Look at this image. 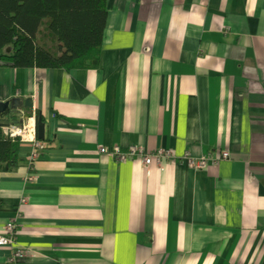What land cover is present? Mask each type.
<instances>
[{"label":"crops","instance_id":"1","mask_svg":"<svg viewBox=\"0 0 264 264\" xmlns=\"http://www.w3.org/2000/svg\"><path fill=\"white\" fill-rule=\"evenodd\" d=\"M97 68L0 67L45 149L0 170V264H264V0H107ZM13 125L1 128L8 134ZM41 139V138H39ZM209 160L145 169L100 149ZM220 158V157H219Z\"/></svg>","mask_w":264,"mask_h":264},{"label":"trees","instance_id":"2","mask_svg":"<svg viewBox=\"0 0 264 264\" xmlns=\"http://www.w3.org/2000/svg\"><path fill=\"white\" fill-rule=\"evenodd\" d=\"M107 15V0H0V67L97 68ZM19 145L0 128L1 171Z\"/></svg>","mask_w":264,"mask_h":264},{"label":"built area","instance_id":"3","mask_svg":"<svg viewBox=\"0 0 264 264\" xmlns=\"http://www.w3.org/2000/svg\"><path fill=\"white\" fill-rule=\"evenodd\" d=\"M7 135L13 139L31 142L34 146L32 160L38 157L46 147L45 143L42 141V139H39L37 135L36 118L32 116L27 118L21 125H13ZM100 151L102 153L108 154L111 157L117 158L120 161H126L128 159L138 157L145 169H150L153 165L161 168L167 161H181L183 163L185 162L190 169L201 170L207 166L209 160L217 161L230 157V153L228 151L221 152L219 154L220 158L207 154L196 157L190 153H186L179 157L172 148H162L154 152H147L141 146L137 145H131L127 150H122L120 146H116L114 149L110 150L102 147ZM17 235L18 224L15 220H10L5 226V232L0 235V246H8L11 248L14 247L16 244ZM14 249L13 261L15 262H20L29 256H33L32 251L29 248L14 247Z\"/></svg>","mask_w":264,"mask_h":264},{"label":"water","instance_id":"4","mask_svg":"<svg viewBox=\"0 0 264 264\" xmlns=\"http://www.w3.org/2000/svg\"><path fill=\"white\" fill-rule=\"evenodd\" d=\"M10 51V48L7 49ZM33 106V100L30 97L22 100L20 97H14L9 100L0 101V128H7L11 125H21L23 122L31 117V113L24 108ZM37 131L38 137L44 139L45 122L41 114L37 117Z\"/></svg>","mask_w":264,"mask_h":264},{"label":"clouds","instance_id":"5","mask_svg":"<svg viewBox=\"0 0 264 264\" xmlns=\"http://www.w3.org/2000/svg\"><path fill=\"white\" fill-rule=\"evenodd\" d=\"M37 135H38V131H37Z\"/></svg>","mask_w":264,"mask_h":264}]
</instances>
